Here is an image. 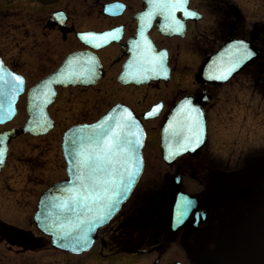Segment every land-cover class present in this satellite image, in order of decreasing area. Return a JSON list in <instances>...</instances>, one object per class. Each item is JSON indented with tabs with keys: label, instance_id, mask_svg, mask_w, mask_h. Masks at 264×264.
<instances>
[{
	"label": "flooded vegetation",
	"instance_id": "1",
	"mask_svg": "<svg viewBox=\"0 0 264 264\" xmlns=\"http://www.w3.org/2000/svg\"><path fill=\"white\" fill-rule=\"evenodd\" d=\"M23 1L25 10L26 6L36 9L40 17L32 22L28 12L22 19L21 60L14 64L2 55L0 58L14 71V65H20L26 83L29 76L37 78L35 83L55 70L67 55L76 52L96 56L100 65L101 76L94 84L57 87L48 112L53 120L49 132L57 127L59 120L65 126L59 133V149L65 128L91 123L115 104L125 105L145 131L143 173L146 174V158L155 157L158 151L162 122L185 97L193 105L202 106L205 112L204 148L211 135L210 125L233 123L236 106L243 110L244 122L249 115L259 116L264 129V0H187L186 6L182 0H170L174 4L151 7L143 0ZM109 3L117 4L110 14L104 12ZM11 6L12 0L0 6L1 19L10 16L3 11L11 10ZM55 12L59 13L57 21H62L61 26L58 22L48 24ZM77 33L95 36L104 33L109 40L102 37L86 40ZM231 39L244 40L249 49L248 59L255 55L253 62L221 83L195 80L194 74L204 58ZM61 91L68 92L64 100L60 99ZM63 112L66 115L60 118L57 113ZM149 112L155 116L146 117ZM9 123L0 125V131L12 127ZM28 136L38 137L18 134L9 145L18 137L24 141ZM203 149L165 165V185L153 198L139 197L138 201V191L133 190L110 222L97 232L91 247L79 253L54 247L33 221L40 194L65 177L63 160L60 171L46 185L39 181L40 176L34 178L38 165L24 162V166H18L8 152L0 171V226L18 228L21 234L11 237L0 232V264H138L140 261L153 264L157 260L153 256L154 245L150 249L139 247L145 241L140 243V236L146 238L151 233L165 234L167 242L176 235L189 239L192 264H264L263 146L251 149L262 154V158L258 157L260 165H250V156L246 165L228 171L218 165L178 164L185 157L197 156ZM177 176L180 190L196 198L197 208L169 232L172 181ZM141 250L142 253H136ZM245 254L258 259L241 261Z\"/></svg>",
	"mask_w": 264,
	"mask_h": 264
},
{
	"label": "water",
	"instance_id": "2",
	"mask_svg": "<svg viewBox=\"0 0 264 264\" xmlns=\"http://www.w3.org/2000/svg\"><path fill=\"white\" fill-rule=\"evenodd\" d=\"M38 1L52 3L57 0ZM143 1L148 7L174 4L170 0ZM186 4L187 0H182V5ZM116 5L106 4L104 12L110 14ZM190 11L188 9V13ZM58 15V12L52 14L48 24L54 25L58 22L61 26L62 21H57ZM83 37L86 40L101 37L109 40L104 33L97 36L80 34V38ZM248 50L244 41H227L217 52L206 56L195 74V79L199 82H223L252 62L253 59H248ZM100 76V65L96 56L90 57L76 52L68 55L58 68L29 87L26 92V118L23 124L0 131V170L8 155V143L17 134H44L53 127L47 106L53 101L57 86L88 85L95 83ZM16 77L20 79L17 80ZM24 87V77L11 71L0 58V124L15 116L16 102L24 92ZM206 131L202 107L193 105L189 98L177 102L159 132L163 161L172 163L184 153L197 152L204 145ZM129 141L135 145V150L131 153L127 150ZM143 143L142 126L121 105L114 106L92 123L73 125L64 131L61 152L66 177L53 183L40 195L34 214V223L49 236L54 247L69 252H81L90 247L97 230L110 220L129 197L140 177L143 170ZM113 191L117 193L116 196L111 195ZM196 208V199L182 193L180 179L174 178L167 230L172 232L180 226L186 216ZM0 232L11 237L21 234L18 228L12 226H0Z\"/></svg>",
	"mask_w": 264,
	"mask_h": 264
},
{
	"label": "rangeland",
	"instance_id": "3",
	"mask_svg": "<svg viewBox=\"0 0 264 264\" xmlns=\"http://www.w3.org/2000/svg\"><path fill=\"white\" fill-rule=\"evenodd\" d=\"M8 1L11 0H1L0 6L8 3ZM24 6L25 2L23 0H12V6L10 7L12 9L3 11L6 12V15L10 14V16H6V19L0 18V55H2L9 63H14L15 61L19 62L22 58L21 23L23 17L26 13L30 12L29 20L35 22L40 15L36 13V9L30 10L26 6L25 10ZM5 14L3 15L5 16ZM14 66V69L21 73V66L18 64ZM36 79V77L29 76L27 79L28 85H31ZM60 94V99L64 100L68 95V92L61 91ZM242 100L243 99L241 98V101ZM58 105L59 103H57V106ZM97 107L92 108L97 109ZM52 109H56V106L53 105ZM242 111L243 110L239 109V107H235V120L233 123L228 125L214 123L213 125H210L211 135L203 151L195 157H185L181 159L178 164L192 165L194 167L218 165L221 166L220 169H226L228 171L232 170L233 167H241L245 165L248 156H250V165H260L262 154L258 150L253 152L251 149L256 148L257 145H262L264 148V135H262L264 134L263 122L259 116L252 117L250 115L248 116L247 121L244 122L242 120L244 112ZM57 115L62 118L63 115L66 114L63 112L57 113ZM24 118V96H22L17 103V114L8 125H19L23 122ZM61 121L62 120L58 121V125L53 131L44 136H28L25 137L26 140L24 141H22L23 137H18L9 145L10 158L17 161L16 164L18 166H24V162L28 165H38L39 168L37 169V175H35L34 178L40 176L39 181H42V183L46 185H48L50 180L56 176L55 172L60 171V167L62 166V157L59 149V133L65 126L61 124ZM1 128L2 127H0V129ZM214 151H216V153H214ZM243 151H248V153H244ZM151 157L152 158H146V168L148 169H146V178H142L140 184L136 188V191H138V195H136L138 201L139 197H152L154 192L151 193L150 190L156 191V189L159 188L158 186L161 187L162 185H165L164 174L166 173L167 168H165V165L160 159L159 151H156L155 157ZM222 173L224 172H220L221 175H228ZM34 180L37 181L36 179ZM145 201L148 203V200L145 199ZM140 204L142 203L140 202ZM149 230L151 232V229ZM176 236H174L171 242L165 240V234L163 233H160L159 235L151 233L148 234V236L146 235V238L140 236V243H142V240L144 239L145 241L139 247L150 249L153 247V244V248H155L153 256L159 260L160 264H175L176 262H179L180 264H192L193 257L190 254L192 244L190 243V240L184 238L182 235ZM243 256L245 257L240 258L241 261H246L249 258L253 260L258 259L257 256L253 257L248 254ZM138 264H143V262L140 261Z\"/></svg>",
	"mask_w": 264,
	"mask_h": 264
},
{
	"label": "snow or ice",
	"instance_id": "4",
	"mask_svg": "<svg viewBox=\"0 0 264 264\" xmlns=\"http://www.w3.org/2000/svg\"><path fill=\"white\" fill-rule=\"evenodd\" d=\"M16 79L19 80L20 78H19V77H16ZM127 143H128V149H127V150L129 151V153L134 152V150H135V145H133L130 141L127 142ZM129 175H131L130 172H129ZM117 187H120V185H117ZM105 191H107V189H105ZM111 195H112V196H116L117 193H116L115 191H113Z\"/></svg>",
	"mask_w": 264,
	"mask_h": 264
}]
</instances>
